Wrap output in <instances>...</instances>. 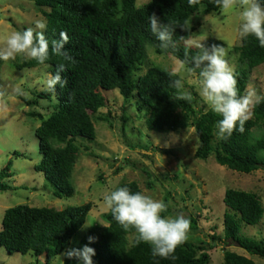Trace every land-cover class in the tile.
<instances>
[{"label":"trees","instance_id":"16d2710c","mask_svg":"<svg viewBox=\"0 0 264 264\" xmlns=\"http://www.w3.org/2000/svg\"><path fill=\"white\" fill-rule=\"evenodd\" d=\"M45 18V36L49 39V59L41 64L34 59L23 60L16 67L33 68L46 65L48 73L55 75L57 66L63 64L61 73L68 81L55 92L45 90L33 99H24L31 108L39 101L53 102L52 112L47 119L35 111H28L30 118L41 120L34 130L38 142L40 162L34 170L42 174L52 188L55 198L73 196L74 188L69 179L73 173L77 156L82 151L90 152L89 145L96 138L95 120L108 121V116L98 113L106 106L101 92L117 90L125 103L134 105L148 131L157 133H179L193 129L198 145L194 158L205 161L212 157L218 165L228 170L251 174L264 169V137L254 133L264 125V101L255 105L253 116L245 123V131L238 130L226 140L216 137V124L220 116L205 109L198 94L189 90L191 100L174 98L176 90L169 85L172 80L170 70L149 63L145 73L141 67L147 61V47L158 56H172L181 61L190 59L198 52L186 47L196 30L190 26L184 30L185 21L200 11L204 14L218 12L215 0H200L189 6L188 0H149L136 7V0H32ZM264 4V0H260ZM155 13L161 23L175 26L173 39L176 48L162 50L153 35L148 17ZM61 31L69 36L65 45L68 57L51 53V41L58 40ZM183 37V39H180ZM216 44L225 45L215 39L205 42V48ZM238 68L234 74L240 94L246 92L248 79L256 67L264 64V48L253 36L241 39L236 46ZM188 53L186 57L185 53ZM182 80V79H181ZM183 82V81H182ZM186 84L183 83V91ZM201 104V105H200ZM78 141H81L78 142ZM19 157L18 154H14ZM11 161L0 171V191L15 190L5 183L12 175ZM131 191H141L135 181L120 183ZM167 198H165V201ZM222 231L223 236L212 234V243L223 244L222 264H254V262L226 249L236 246L248 254L264 258V240L255 241L238 236L240 223L256 225L262 219L264 209L261 199L252 192L227 189L224 192ZM92 205L86 203L61 210L48 207L17 205L4 211L0 228V248L8 255L31 253L35 259L43 258L44 264L63 253L71 240L85 223ZM168 211L162 213L166 217ZM104 225H95L84 233L76 248L84 245L95 250L93 264H209L208 244L201 240L187 241L175 250V261L154 257L147 243H135V229L124 231L113 219L110 210L101 215ZM191 231L196 230L197 222L190 218ZM89 237L94 241L89 243ZM63 264H82L81 261L65 257Z\"/></svg>","mask_w":264,"mask_h":264},{"label":"rangeland","instance_id":"374dc122","mask_svg":"<svg viewBox=\"0 0 264 264\" xmlns=\"http://www.w3.org/2000/svg\"><path fill=\"white\" fill-rule=\"evenodd\" d=\"M148 1L136 0V7ZM240 11L239 8L227 12L219 9L211 14L200 11L189 19V25L196 30L188 41L192 45L201 42L204 47L209 39L221 41L234 72L238 68V55L234 48L241 41L238 35L242 22ZM38 19L45 21L32 0H0V48L5 47V41L12 32L34 27ZM189 48L199 51L194 46ZM146 49L148 58L140 74L146 72L149 63L160 66L175 72L182 79L186 84L184 91L193 90L201 98L196 74L188 73L174 57L158 56L151 48ZM27 59L17 55L15 59L0 60V171L11 161L12 176L4 182L15 188L0 191V228L4 211L17 205L61 210L90 203L92 209L84 225L66 250L50 263L63 264L64 253L76 248L84 233L95 225H104L101 215L109 211L103 202L105 194L115 190L120 183L135 181L145 195L167 205L166 217L183 215L195 219L196 230L189 232L188 238L208 244L209 264H222L224 246L222 243H212L210 236H223L224 192L238 189L255 193L264 209V169L243 174L218 165L212 157L205 161L198 160L193 156L198 141L192 128L179 133L148 131L134 105L125 103L117 90L104 91L101 94L106 106L98 115L108 116V121L95 120L96 138L89 145L90 152L81 151L77 156L69 179L74 188L73 196L55 198L42 174L34 170L41 159L34 130L41 120L26 115L28 111H35L43 120L47 119L54 100H40L39 105L33 108L24 104V99H33L37 93L47 90L46 80L50 74L46 65L16 67L17 63L21 64ZM249 90L264 96V64L251 72L246 91ZM201 100V104L208 109V105ZM254 133L257 137H264V125L255 129ZM261 155L264 157V153ZM238 236L264 240V213L256 225L240 223ZM226 249L251 259L254 264H264V258L248 254L234 245ZM0 264H44V259H35L31 253L8 255L0 248Z\"/></svg>","mask_w":264,"mask_h":264},{"label":"clouds","instance_id":"9594fccd","mask_svg":"<svg viewBox=\"0 0 264 264\" xmlns=\"http://www.w3.org/2000/svg\"><path fill=\"white\" fill-rule=\"evenodd\" d=\"M199 2L200 0H188L189 6ZM215 5L222 12L233 8L241 9L239 37L245 39L253 36L258 40L259 46L264 48V4L260 0H215ZM148 22L162 50L176 48L173 36L177 26L161 23L155 13L148 17ZM46 27V22L38 19L34 22V27L12 32L5 41V47L0 48V60L8 61L22 55L41 64L45 63L50 55L49 39L44 34ZM181 27L189 30V22L186 20ZM59 37L58 40L51 41V53L70 59L65 51L69 36L61 31ZM185 44L186 47L194 46L199 50L195 56L181 61V64L188 73L198 76L201 98L212 112L221 117L216 124L217 139L226 140L237 130L242 134L245 123L253 116V108L264 101V96L257 95L254 90L240 94L238 81L226 59L225 47L213 44L210 48H205L201 42L192 45L189 41H185ZM185 55L187 57L188 53ZM64 71L65 66L59 64L55 75H49L46 80L47 90L55 92L57 85L61 88L67 85V79L61 75ZM172 76H176V73H170V77ZM169 86L176 90L175 99L191 100V94L182 90L181 79L172 80ZM103 202L124 231L135 229L136 244H149L154 257L173 261L178 259L174 254L175 250L187 241L191 230L188 218L183 215L174 218L162 216L167 211V205L163 201L155 200L140 191L133 192L128 186L118 187L105 194ZM88 239L89 243L94 241L93 237ZM64 255L69 259L75 258L82 264H93L95 250L84 245L82 248L68 249Z\"/></svg>","mask_w":264,"mask_h":264}]
</instances>
